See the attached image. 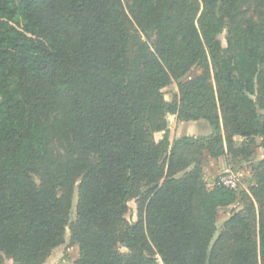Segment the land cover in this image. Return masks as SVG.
Returning <instances> with one entry per match:
<instances>
[{"label": "trees", "instance_id": "obj_1", "mask_svg": "<svg viewBox=\"0 0 264 264\" xmlns=\"http://www.w3.org/2000/svg\"><path fill=\"white\" fill-rule=\"evenodd\" d=\"M250 3L0 0V264H45L67 229L74 264H264V160L217 235L241 187L208 188L188 159L264 150V0L256 17ZM176 115L213 132L171 143Z\"/></svg>", "mask_w": 264, "mask_h": 264}, {"label": "rangeland", "instance_id": "obj_2", "mask_svg": "<svg viewBox=\"0 0 264 264\" xmlns=\"http://www.w3.org/2000/svg\"><path fill=\"white\" fill-rule=\"evenodd\" d=\"M255 2L256 0H251V3L248 6V11L254 17H256L254 12ZM19 19L22 25L21 17ZM227 35V31H225L219 36L222 44L225 47H227ZM201 71L202 70L200 68L194 69L191 74L184 78V82L195 79L201 74ZM245 72H249L248 67L245 68ZM163 93L166 101L170 103H172L173 101H178L180 95L178 83L173 82L168 87L163 89ZM260 113L264 116V109L261 110ZM169 125L171 143H173L176 139H181L184 137H194L197 139L210 137V135H208V131L204 129L205 125L209 126V124L204 120L183 122L179 121L178 116L176 115L169 117ZM162 136L163 135L161 133H158L155 135V138L157 141H159L161 140ZM236 139L238 141L242 140L239 137H237ZM256 141L257 145L254 148L255 154L252 161L234 160L229 155L213 159L206 151L202 152L203 157L196 155L194 158H188L190 161L192 159L201 158V161H203L204 169L203 179L210 189H214L217 187V179L229 168H232L233 171L238 172L241 175L242 185L240 191L238 192L237 201L229 207H222L219 211V215L217 218V235L223 230L225 223L229 219L232 212L246 203V201L242 202V198L243 194H249L250 187L255 181L253 169L254 167H256V164L258 162L264 160V150L260 147L261 139L257 138ZM193 165L190 166L189 170L193 168ZM129 207L130 210L127 215V220L129 221V223H135L139 220L136 201L131 200L129 202ZM75 216L76 209L74 208V217ZM78 258L79 246L72 241L70 229H67L65 244L56 248L45 264H74ZM5 264H13V262L10 259L6 258Z\"/></svg>", "mask_w": 264, "mask_h": 264}, {"label": "built area", "instance_id": "obj_3", "mask_svg": "<svg viewBox=\"0 0 264 264\" xmlns=\"http://www.w3.org/2000/svg\"><path fill=\"white\" fill-rule=\"evenodd\" d=\"M217 185L227 190L238 191L242 185L241 175L229 168L217 179Z\"/></svg>", "mask_w": 264, "mask_h": 264}, {"label": "crops", "instance_id": "obj_4", "mask_svg": "<svg viewBox=\"0 0 264 264\" xmlns=\"http://www.w3.org/2000/svg\"><path fill=\"white\" fill-rule=\"evenodd\" d=\"M210 126V125H209ZM208 125H205L204 129H206L208 131V135H211L212 134V128L209 127ZM163 135V133H161ZM161 139H163V136L161 137Z\"/></svg>", "mask_w": 264, "mask_h": 264}]
</instances>
